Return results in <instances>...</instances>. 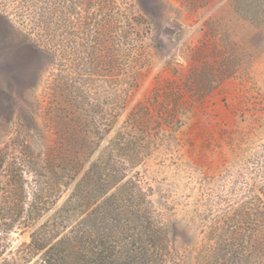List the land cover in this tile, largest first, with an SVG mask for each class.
Here are the masks:
<instances>
[{"label":"rangeland","instance_id":"obj_1","mask_svg":"<svg viewBox=\"0 0 264 264\" xmlns=\"http://www.w3.org/2000/svg\"><path fill=\"white\" fill-rule=\"evenodd\" d=\"M59 2L54 73L78 79L74 50L79 48L73 36L66 42L64 27L69 18L74 34L80 12L101 22L102 34L91 23L92 35L104 45L102 56L111 58L113 66L100 73L106 78L89 84L90 101L98 105L95 125L101 140L88 158L105 161L115 133L129 130L128 115L149 110L147 117L140 115L145 123L132 130L140 140L144 137L139 143L146 146V155L87 216L92 240L105 216V222L120 221L117 228H132L117 235L121 246L104 237L103 264H139L141 253L131 243L142 225L151 226L152 239L161 245L158 252L168 264H197L209 226L236 209L246 225L252 190L264 189V28L239 18L232 0H112L109 8L92 0ZM13 29L0 22V158L9 162L16 149L28 161L15 192L6 178L1 180L0 238L9 258L18 255L39 224H60V237L80 218L77 211L58 212L72 188L61 187L71 181V157L49 165L46 153L54 140L72 145L71 130L84 124L76 111L72 121L61 124L68 136L51 131L45 119L44 89L51 82L45 55L27 46L21 26ZM228 60L232 63L226 64ZM221 69L227 70L223 78ZM177 93L182 105L176 119L164 121ZM107 114L108 120H116L103 137ZM33 210H41L40 217ZM156 226L165 230L163 235Z\"/></svg>","mask_w":264,"mask_h":264},{"label":"trees","instance_id":"obj_2","mask_svg":"<svg viewBox=\"0 0 264 264\" xmlns=\"http://www.w3.org/2000/svg\"><path fill=\"white\" fill-rule=\"evenodd\" d=\"M80 1L85 0H76L77 3ZM92 1L97 2V5L108 4L105 6L108 8L111 5L110 2H112L111 0L104 4L101 0ZM59 4V0H0V22L5 23L11 30H14L15 24L21 26L25 31L27 46L35 50V53L45 55V71L49 72L51 80L44 89V100L48 112L45 119H47L51 131L55 132L56 135L60 132L59 135L68 136L66 128L61 125L62 122L72 121L76 117V111L82 113L80 117L84 120V124L79 127L75 126L71 130L74 137L72 145L66 146L62 144L61 140L58 143L54 140L47 147L46 153L49 165L53 162L68 161V154L71 157L69 159L72 171L71 181L69 183L62 182L61 187L72 188L67 194L63 205L58 208V212L77 211L81 215L69 232L60 237L57 236V240L56 235L60 224L49 226L48 221L39 224L30 233L29 242L23 243V249L16 251L18 255H12L10 258L4 257V242L0 238V264H29L34 258L36 259L32 264H103L104 252L107 251L104 237H108L109 242L115 243L116 246H121L122 244L117 235L126 234L125 232L129 230L131 232L132 229L126 225L117 228L118 224L116 222L120 221L110 218V221L107 219L105 222V216L104 226L99 236L92 240L87 216L94 211L91 206L96 204L99 201L98 199L104 196L109 189L119 188V184L126 177L127 170L136 166L141 158L146 155V146L139 143V141L145 140L144 137L140 140V136L133 135L132 130L145 123V121L141 122L140 115L145 112L143 114L147 117L149 110L132 111L128 115L127 121L130 128L128 131H117L115 133L109 141L105 161H102L101 158L91 161L88 158L95 152L98 147L97 144L101 140V138H97L99 137L98 127L95 125L99 111H95L94 108L98 105L90 101V90L93 89L89 88V84L94 81L93 79L97 81L98 78H106V75L103 76L100 73L104 72V69L112 71L113 66L111 58L107 61L106 57L102 56L104 45L102 46L99 39L92 35L91 23L96 25L97 35L99 36L103 28L101 22L96 18L88 19L84 12H80L76 13L74 34L70 32L72 22L69 18L65 19L64 27V34L67 35L66 42L70 41L69 36L75 38V42L67 43L66 50L71 49L70 45L73 42L76 48H79L77 52L74 48L78 79L74 81L68 75L62 77L60 74L54 73L57 66L56 40L59 31L57 16ZM71 5L77 7L76 4ZM232 6L239 18L256 27L264 28V0H232ZM212 58L213 56H210V59ZM213 59L220 58L214 57ZM228 61L226 64L232 63V61ZM222 64L226 65L225 62ZM226 71L221 69L218 71V75L223 78ZM174 98L172 110L168 112L169 117H166L164 121H168V118H170L169 120L176 119L174 117L176 110L182 105V102H180L182 95L177 93V97ZM156 115V118L160 117L159 114ZM106 116L108 128L104 131L103 137L109 133V128H112L113 120H116L115 116H112L110 120H108L109 115ZM90 137L96 138L97 141L91 142ZM1 153L2 150L0 149ZM27 161L28 157L23 155L22 151L16 149L13 150L9 162L0 158V191L3 187L1 180L6 178L7 186L9 185V189L15 192L16 185H19L22 180ZM129 184L134 190L133 183L130 182ZM263 197L264 189L257 191L254 188L252 190L246 225L240 220L242 213L239 209L238 211L236 209L232 212H225L214 221L205 233L204 243L199 248L196 256V263L264 264ZM133 201L134 196L131 193L130 202ZM69 206L73 208L69 211L65 210ZM7 211L11 213L10 209ZM31 212L40 217L41 210ZM156 228L159 229L162 235L164 234L165 230L162 227L156 226ZM104 232H107V234H104ZM153 232L151 226L142 225L138 228L136 234L139 239L136 238L131 243L141 253L142 257L139 264H168L163 259V255L158 252L160 250L161 253L162 249L161 245L152 239ZM244 234H247V236H244ZM121 241L123 242V238H121ZM149 250L153 253L156 252L158 255L150 256Z\"/></svg>","mask_w":264,"mask_h":264}]
</instances>
